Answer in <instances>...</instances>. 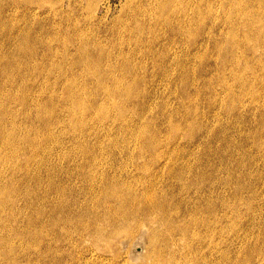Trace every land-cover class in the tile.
<instances>
[{
	"label": "rangeland",
	"instance_id": "1",
	"mask_svg": "<svg viewBox=\"0 0 264 264\" xmlns=\"http://www.w3.org/2000/svg\"><path fill=\"white\" fill-rule=\"evenodd\" d=\"M188 1L0 0V66L5 67L0 72L4 81L0 97L25 98L19 101L23 104L18 116L21 168L11 171L6 165L1 176V185L7 187L1 199L16 221L1 219L0 238L6 239L0 242V264L48 263L43 248L49 244L46 227L42 244L35 242L32 176L44 175L51 164L82 159L69 155L82 148L98 161L128 169L146 162L163 177L167 169L187 165L193 181L183 198H197L210 209L203 214L209 216L214 230L207 252L215 264H222V259L225 264L264 263V51L252 32L258 31L256 18L264 20V0ZM172 5L175 11L169 8ZM236 8L243 11L239 14L244 21L236 16ZM234 13L236 17H230ZM228 34L236 39L230 40ZM91 63L98 67L97 77L89 71ZM100 77L109 88L120 78L127 82L129 93L118 94L110 102L103 92L95 91ZM65 82L79 96L75 98L87 107L91 102L87 110H83L85 105L81 111L70 104ZM82 87L90 94H83ZM113 104L122 105L121 115ZM99 105L107 110L102 112ZM134 239L121 245L131 260L144 251V239ZM57 245L61 247V242ZM39 251L47 255L44 261L37 259Z\"/></svg>",
	"mask_w": 264,
	"mask_h": 264
},
{
	"label": "bare ground",
	"instance_id": "2",
	"mask_svg": "<svg viewBox=\"0 0 264 264\" xmlns=\"http://www.w3.org/2000/svg\"><path fill=\"white\" fill-rule=\"evenodd\" d=\"M233 1H235V0H232L231 2H233ZM236 1H238V0H236ZM158 2H159V0H158ZM53 3H54V1H53ZM178 3L180 4V2H178ZM256 3H258V2L256 1ZM232 4L234 5V3H232ZM238 4H237V6H238ZM157 5H159V3ZM163 5H166V4H162V7H163ZM189 6H190V2H189ZM189 6L187 7L188 10H189ZM192 6H193V4H192ZM196 6H197V4H196ZM237 6L235 4L234 7H237ZM257 6H259V5H257ZM170 7H173V9L175 8V6H173V5L169 6V8ZM230 7L228 6V8H230ZM157 8H159V7H157ZM193 8H195V4H194ZM24 9L26 10V7ZM181 9H183V8H181ZM233 9L235 10V8H233ZM236 9H237L236 10L237 15L234 13V15H230V17L231 16H234V17L237 16L238 17V15L240 16V14H241V13L239 14V12L243 13V11H239V8H236ZM159 10H160V8L158 9V11ZM225 10H227V9H225ZM259 10L260 9H258V11ZM173 11H175V9ZM231 11H232V9H231ZM2 12H3V10L0 7V16L3 14ZM168 12H170V11L167 10V13ZM32 13H34V12H32ZM163 13H161V14L163 15ZM196 13H197V15L199 14L198 12H196ZM260 13H261V11H260ZM11 14H13V13H11ZM21 15H22V11L20 13V16ZM172 15H174V13ZM225 15H226V13H225ZM227 15H229V13ZM17 16H19V15H17ZM157 16H159V14ZM157 16L155 15V17H157ZM200 16H201V14H200ZM258 16H259V14H258ZM167 17H168V15H167ZM240 17L239 18L242 19V16H240ZM197 18H199V17H197ZM213 18H214V16H213ZM164 19H165V17H164ZM182 21H184V20H182ZM219 21H221V20L219 19ZM229 21L230 20H228V22ZM234 21H236V19H234ZM164 22H167V20ZM196 22H198V21H196ZM253 22H255L254 19H253ZM253 22L251 19L250 24L251 23L253 24ZM167 23L169 24V22H167ZM227 23H226L227 26H228V24L231 25L230 23H228V24ZM245 23H247V22H245ZM181 24H183V23H180V28L182 27ZM20 25H22V24H20ZM234 25L237 26L235 23H234ZM17 26H18V24H17ZM242 27H244V26H242ZM233 28H234V30L236 29V27H233ZM233 28H232V30H233ZM254 28H256V29L258 28V31L255 29H254V31H252V32H256V35H255L256 44H257V46L260 45L262 48V51H264V20L262 21L260 17H257L256 18V26ZM16 29L18 30V27ZM188 30L189 29H187V31ZM225 30H227V29H225ZM239 30H240V27H239L238 31ZM223 31H224V29H223ZM250 31H251V28H250ZM250 31H249V34H250ZM132 32H133V30H132ZM138 32H141L140 29ZM230 34H228L230 40L234 41L236 38L233 40L231 38L232 36H230ZM254 34L255 33H253V35ZM228 36H226L225 41H227ZM234 36L237 37V35H234ZM250 37L253 38L254 36H250ZM25 38L27 39L28 36ZM188 40H189V38H188ZM232 41H230V42H232ZM51 42H53V41H51ZM227 43L225 44L226 46H227ZM233 44L236 45V43H233ZM233 44H231L232 48L234 46ZM257 46H254V47L257 48ZM228 47H229V45H228ZM236 47L237 46H235L234 49ZM250 47H253V46H250ZM219 48H220V45H219ZM216 50L218 51V48ZM229 51H228V53H230ZM252 51L254 52V48L252 49ZM231 54H232V51H231ZM55 55H54V57H55ZM229 56L230 55L228 54V57ZM242 57L244 59V56H242ZM253 58L254 59L256 58V60H257L259 57L257 58V57L253 56ZM262 58L264 59V57H262ZM243 59H242V61H244ZM83 60H84V58H83ZM57 61L60 62V59ZM259 61H260V59H259ZM254 62H257V61L254 60ZM262 62H263V60H262ZM73 63H75V62H73ZM78 63L80 64L81 62H78ZM235 63H237V62L235 61ZM62 64H64V63H62ZM257 64H259V63H257ZM39 65H41V68H42V64H39ZM52 65H54V64H51V67H52ZM82 65L84 67L86 65L88 66V64H86V65L82 64ZM234 65L236 66V64H234ZM248 65L250 66V64H248ZM49 66H50V64H49ZM62 66L63 65H61L59 67H61L62 69L65 68V66L64 67H62ZM261 66H262V64H261ZM261 66H260V68L262 69ZM59 67H58V69H59ZM249 68L247 67L246 69H249ZM97 69H98L97 65L92 64L91 69L89 68V71L96 72V73H94V75H95V77H97L99 75L98 71H96ZM4 70H5L4 65L2 67L0 66V72H2ZM250 70H251V68H250ZM259 71H260V69H259ZM52 72H53V70H52ZM239 72H240V69L238 70V73ZM48 73H50V71H48ZM70 73H71V70H70ZM101 73H102V71H101ZM109 73H110V71H109ZM106 74H107V72H106ZM85 75L88 76V72ZM103 75L105 76V74H103ZM235 75H236V73H235ZM70 76H71V74H70ZM221 76H223V72L221 73ZM88 77H92V76L89 75ZM95 77H93V78H95ZM262 79L264 80V78H262ZM33 80H34V78H33ZM62 80H64V79H62ZM69 80H70V78H69ZM93 81L95 82V80H93ZM96 81H97V79H96ZM3 82H2V79L0 76V84H2ZM68 83L66 84V82H65L64 90H65V88L68 87L69 92H67L68 95L66 94V96H67V98H69L68 100H70V104L73 105V107L74 106L76 107V105H78V108L81 107V111H82V107L85 105L83 110H87L92 105L91 102H90V105L87 107V103L82 102L81 99L78 100L77 98H75V97H79V96L72 92V90H71L72 88H70V85ZM222 83H223V81L221 82V84ZM105 84H106V81H104L103 78H101V77H100V79L98 78V81L95 83V91L99 92L100 94H101V92H103V95L110 98V102L114 101V99L111 100L112 97H114L118 94H123V92L126 93L128 91V90H125V89H128L127 82L120 80V78L117 81H115V84H113L114 86L112 85V87H110V88L108 86H106ZM221 84H220V86H221ZM66 85H69V86L66 87ZM73 86H74V84H73ZM81 86H83V85L81 84L79 87H81ZM113 87L116 89H114ZM226 87L228 88V85ZM248 88H251V87H248ZM82 89H83V87H82ZM82 89L80 88L79 90H82ZM246 89H247V87H246ZM6 90H7V88H6ZM227 90L229 91L230 89H227ZM232 90H233V87L231 88V91ZM252 90H253V88H252ZM83 92H84V89H83ZM245 92H246V90H245ZM17 93L15 96H17ZM62 93H64V92H62ZM85 93L90 94V90L85 91L83 94H85ZM99 93H95V95H97ZM128 93H129V91H128ZM18 94H20V93H18ZM24 94H23V96H24ZM4 95L5 94H3V96ZM224 95H225V93H224ZM229 95H231V94L229 93ZM64 98H66V97H64ZM99 98H100V96H99ZM242 98H244V97H242ZM20 99H22V98H20L19 96L18 97H0V226L4 225V223H1V221H2L1 219H3V217L5 219H6V217L9 218L10 221H13V219H14L13 218L14 216H12V214H10V212H8V207L5 206V200L1 199V197H3L4 194L7 192V187H4L1 185L2 184L1 176L3 175V172L6 170V167H8L6 165L11 166V168H10L11 171H17L19 168H21L20 163L17 161L18 160V154L21 150L20 133H19L20 126H19L18 116H19V109H20L19 106H21V103L23 104V102H25V98H23L24 99L23 102H22V100H23L22 99L21 103H19ZM228 102L232 103L231 101H228ZM229 104H227V105H229ZM94 107L96 108L97 106L94 105ZM106 107L104 106V109H103V106H100L101 111L104 112ZM112 107H117L116 110L119 112L120 115L122 114V111H123L122 105L113 104ZM78 108H76V109H78ZM34 109H35V107H34ZM50 109H51V107L49 108V113L52 114V111H50ZM184 109H185V107H184ZM70 110H72V109H70ZM94 110H96V109H94ZM44 111H45V109H44ZM97 112H98V110H97ZM46 113H47V110H46ZM49 113H47V114H49ZM83 113H84V111H83ZM102 114H104V113H102ZM40 115H42V113H40ZM74 115H75V113H74ZM69 116H68V118H70ZM72 124H74V122H72ZM29 126H31V125H29ZM70 126H71V124H70ZM70 128L72 129V127H70ZM186 129H187V127H186ZM34 134H36V133H34ZM34 137L38 138L37 135H34ZM34 137H33L32 141L35 140ZM42 138H43V136H42ZM40 139H38V140L40 141ZM26 141L28 142V140H26ZM55 142H56V140H55ZM23 144H26V143H23ZM28 148H29V145H28ZM80 148H82V147H80ZM112 151L113 150H109L106 152L108 154H111ZM92 154H90L86 148L85 149H83V148L77 149V151L72 150V152L69 153L70 156L72 155L73 158H75L74 156L79 157V158L83 157V158L80 160H78V159L73 160L72 162L65 163V164H57V163L53 164V165L51 164V165L47 166V168H45L44 175H42L40 173H34L32 176V182H33L32 191H33V199H34L33 203H34V208H35L34 219H35V230H36V233H35L36 245H41L43 242L42 241L43 240V233L45 231L44 227H46V229L48 230L47 233H49V242H48L49 244L47 246L43 247L44 252L46 254H48V256L46 254H44L42 251H39V253L37 254V257H38L37 259L39 261H44L45 255H46L47 256L46 259H49L46 261V262H48L47 264H215L210 253L207 252V250L209 249V247L212 244L213 234H214L213 231L214 230L211 227V222H210V219L208 218L209 216L204 217V214H203V213L207 214L208 212H210V209L208 206H204V205L200 204V201H198L197 198H190V199L187 198V200L183 198V194L187 193V195H188L190 185L192 184L191 182L193 181V178L190 179V172H189L190 169L187 165L183 164L182 166L176 167L175 169L173 167H171V168L167 169V171H166L167 173L163 177V173L158 172L156 169L152 168V165H150L146 162H141L140 164H133V165H131V169H128V168H125L124 166H119V164H116L113 162L98 161V160H96L97 156L90 157ZM197 172H198L197 174L200 177H203V174H201V171H197ZM44 183H45V187H44V189H42V184H44ZM5 198H7V197H5ZM189 201H191V202H189ZM14 221H16V220L14 219ZM136 237H137V239H138V237L140 239H142V238L144 239V247H143L144 251H142L143 254L141 253L140 254L141 256L138 257L139 259L138 258L136 259L137 261L133 260V259L131 260L129 257L130 255H128L126 252L127 250L123 251L121 248V245L123 242H125V241L130 242ZM5 239L6 238L2 236V238H0V240H1L0 242H2ZM134 240H136V239H134ZM58 241L61 242V247H58V245H57ZM5 244H6V242H5ZM8 244H9V242H8ZM127 244L129 247V243H127ZM6 246H7V244H6ZM35 249H37V248H35ZM223 258H224V255H223ZM259 259H261V257ZM222 260H223L222 264H225V262H224L225 259H222Z\"/></svg>",
	"mask_w": 264,
	"mask_h": 264
}]
</instances>
